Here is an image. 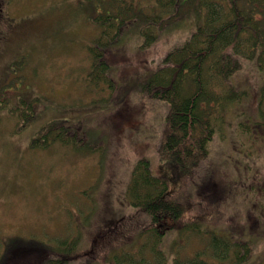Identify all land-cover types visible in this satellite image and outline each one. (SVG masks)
Returning <instances> with one entry per match:
<instances>
[{"label": "rangeland", "instance_id": "1", "mask_svg": "<svg viewBox=\"0 0 264 264\" xmlns=\"http://www.w3.org/2000/svg\"><path fill=\"white\" fill-rule=\"evenodd\" d=\"M1 1L0 264H42L62 237L78 240L73 264H115L114 254L149 239L141 237L142 221L126 196L135 159L144 156L154 173L169 174L156 156L163 101L138 85L184 28L148 47L134 29L126 31L105 53L110 86L107 77L90 74L89 45L99 31L95 0ZM262 79L247 60L232 77L211 82L217 128L193 177L170 183L192 206L185 204L163 238L169 254L190 256L214 230L252 241L249 264H264ZM232 84L246 92L238 101L225 99ZM27 99L33 114L23 122ZM55 119L75 124L72 132L30 146Z\"/></svg>", "mask_w": 264, "mask_h": 264}, {"label": "trees", "instance_id": "2", "mask_svg": "<svg viewBox=\"0 0 264 264\" xmlns=\"http://www.w3.org/2000/svg\"><path fill=\"white\" fill-rule=\"evenodd\" d=\"M95 1L99 11L93 20L100 33L89 45L90 74L95 79L107 77L110 86L112 80L107 73L110 66L105 53L126 31L134 29L141 36V46L148 47L179 26L184 28L180 36L152 60L150 72L138 85V90L149 99L163 101L156 156L164 162L169 174L154 173L144 156L135 159L126 196L129 206L142 221L141 237L149 234V239L133 250L115 254L112 262L249 264L253 244L246 238L213 230L204 246L190 256L169 254L162 241L186 210L185 204L192 206L190 196L178 190L171 191L170 183L193 177L216 132V115L208 103L218 102L219 98L211 82L232 77L248 60L261 74L264 85V0ZM114 87L112 85V92ZM245 94L243 89L232 84L225 99L238 101ZM30 100H22L20 116L23 122L33 114ZM74 125L55 119L32 137L30 146L45 145L48 134L60 138V132L71 133ZM241 125L247 126L243 122ZM56 127L60 131L51 132ZM63 140L75 145L69 139ZM193 228L198 231V226ZM62 239L42 264H73V257L79 250L78 240Z\"/></svg>", "mask_w": 264, "mask_h": 264}, {"label": "flooded vegetation", "instance_id": "3", "mask_svg": "<svg viewBox=\"0 0 264 264\" xmlns=\"http://www.w3.org/2000/svg\"><path fill=\"white\" fill-rule=\"evenodd\" d=\"M1 9H2V7H1V1H0V22H2V14H1Z\"/></svg>", "mask_w": 264, "mask_h": 264}]
</instances>
